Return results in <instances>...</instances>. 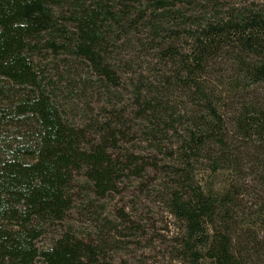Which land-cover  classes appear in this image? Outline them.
Segmentation results:
<instances>
[{
  "label": "trees",
  "instance_id": "1",
  "mask_svg": "<svg viewBox=\"0 0 264 264\" xmlns=\"http://www.w3.org/2000/svg\"><path fill=\"white\" fill-rule=\"evenodd\" d=\"M152 165L177 264H264V6L0 0V264H102Z\"/></svg>",
  "mask_w": 264,
  "mask_h": 264
},
{
  "label": "rangeland",
  "instance_id": "2",
  "mask_svg": "<svg viewBox=\"0 0 264 264\" xmlns=\"http://www.w3.org/2000/svg\"><path fill=\"white\" fill-rule=\"evenodd\" d=\"M238 1H254L264 6V0ZM132 143L139 145L141 142L134 139ZM135 153L142 156L145 162L154 155L145 150ZM165 183V174L153 165L148 166L146 176L135 181L127 180L118 192L106 200L107 216L116 225L123 229L127 222V225L139 224L141 228L133 236L118 235L117 239L115 235L108 234V239L118 241V244L108 250L102 264H177L169 247L176 235V221L161 199ZM249 185L259 188L254 181H250ZM48 242L47 235L41 239L40 245Z\"/></svg>",
  "mask_w": 264,
  "mask_h": 264
}]
</instances>
